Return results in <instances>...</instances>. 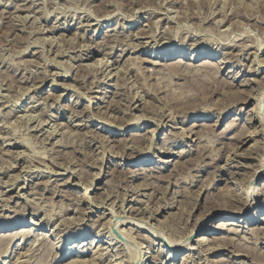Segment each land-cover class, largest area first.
Returning a JSON list of instances; mask_svg holds the SVG:
<instances>
[{"label":"rangeland","instance_id":"374dc122","mask_svg":"<svg viewBox=\"0 0 264 264\" xmlns=\"http://www.w3.org/2000/svg\"><path fill=\"white\" fill-rule=\"evenodd\" d=\"M143 1L0 0V231L30 232L0 243V264H136L139 243L149 264H264V0H170L155 15ZM172 49L183 63L157 57ZM192 125L201 140L175 134ZM153 142L156 158L130 165ZM220 177L252 194L236 220L212 212ZM200 237L229 249L169 259Z\"/></svg>","mask_w":264,"mask_h":264},{"label":"bare ground","instance_id":"6f19581e","mask_svg":"<svg viewBox=\"0 0 264 264\" xmlns=\"http://www.w3.org/2000/svg\"><path fill=\"white\" fill-rule=\"evenodd\" d=\"M132 1V0H131ZM195 1V5H198L199 3H198V0H197V2H196V0H194ZM221 1V0H220ZM260 1V0H259ZM30 2V1H29ZM129 2V1H128ZM176 2V1H175ZM193 2V0H188V5L186 6V7H189V10H192V7H191V3ZM199 2H200V0H199ZM206 2V1H205ZM135 3H137V2H135ZM142 4H145V5H141L142 6V8L143 9H146L147 11H150V10H152L153 12H152V14L151 15H155V13H161V11H163V6L165 7V5L164 4H169L170 5V3H171V1L170 0H145V1H143V2H141ZM174 3V2H173ZM178 3V2H177ZM185 3V2H184ZM198 3V4H197ZM200 3H204V1L202 2H200ZM126 4V3H125ZM202 4H200V5H202ZM129 5V4H128ZM195 5L193 6V7H195ZM205 5V4H204ZM203 6V5H202ZM167 7V6H166ZM171 7V6H170ZM190 7H191V9H190ZM223 7V6H222ZM168 8V7H167ZM166 8V9H167ZM174 8V7H173ZM196 8V7H195ZM197 8H199V7H197ZM202 7H200L199 9H201ZM203 8H204V6H203ZM226 8V7H225ZM188 9V8H187ZM146 11V12H147ZM167 11V10H166ZM201 11V10H200ZM199 11V12H200ZM174 12V11H173ZM181 12V11H180ZM188 12V11H187ZM154 13V14H153ZM196 13V12H195ZM132 14V13H131ZM148 14V13H147ZM201 14V13H200ZM150 15V16H151ZM183 15H184V20H185V17H190L191 15H190V12H189V15H188V13H183ZM193 15V14H192ZM198 15V14H197ZM192 17H196V16H192ZM150 18V17H149ZM182 18V17H181ZM186 18V19H187ZM149 20V19H148ZM168 20V19H167ZM189 20V19H188ZM149 22H151V21H149ZM152 23V22H151ZM155 25V24H154ZM156 27H158V25L156 26ZM150 33L152 34H150V38H156L155 36H156V34L155 33H153V31H150ZM167 33V32H166ZM170 33V32H169ZM141 34V33H140ZM143 34V33H142ZM165 35V34H164ZM149 37V34H147L146 35V37ZM165 36H167V35H165ZM165 36H161V39H163V38H165ZM138 37V36H137ZM137 37H136V39H137ZM125 38V37H124ZM127 38V37H126ZM139 38V37H138ZM140 38H142V37H140ZM169 39V38H168ZM121 41H122V39H121ZM115 42V41H114ZM116 44L118 43V41L117 42H115ZM131 43V42H130ZM127 44V43H126ZM142 44L140 43V44H138L136 47L137 48H139L140 46H141ZM164 46H166L165 44H163ZM117 46V45H116ZM115 47V46H114ZM113 47V48H114ZM118 47V46H117ZM133 47V46H132ZM247 47V46H246ZM90 48V47H89ZM246 49V48H245ZM89 53L90 54H88L87 55V57H89V58H93V51H89ZM185 56H187L186 54L184 55V53L182 52V51H178V50H174V49H172V50H167V51H164L163 53H159V54H157V57L158 58H160V59H162L163 61H170V60H173V59H175V61H176V63L177 64H179V63H183L184 61H185V59H186V57ZM199 57L200 56H196V55H194V56H192V58H190V59H188V61H190V62H201L202 64L200 65V66H202L200 69H202V71H204L205 73H207V71L208 70H210V71H212L211 70V68H214V67H216V63L215 62H213V60L211 59V58H209V57H206V58H204V59H201L200 58V60H199ZM103 61H104V59H103ZM103 61L101 60V59H99V60H97V65H96V67L98 66V70H99V67H101L102 65V67H105L106 66V62H105V64H103ZM108 61V60H107ZM189 65H191V64H189ZM188 65V66H189ZM173 66H175V65H173ZM178 66H180V65H178ZM193 67H195L194 65H193ZM217 68V67H216ZM216 68H214V69H216ZM192 69V68H191ZM197 69V68H196ZM199 69V70H200ZM101 70V69H100ZM104 70V69H103ZM217 70V69H216ZM105 71V70H104ZM193 71V70H192ZM195 71V70H194ZM201 71V70H200ZM219 71V70H218ZM211 73V72H210ZM198 74H199V72H198ZM209 75V74H208ZM108 76H110V75H108ZM107 77V76H106ZM119 78V77H118ZM100 80V79H99ZM115 85V84H114ZM226 85V84H225ZM236 94V93H235ZM250 94V93H249ZM246 95L245 96V98H244V100H247L248 98H252V95ZM242 96V95H241ZM258 97V96H257ZM260 97V96H259ZM239 98H241V97H239ZM247 98V99H246ZM263 100V98H258V99H255V101H262ZM190 101V100H189ZM182 103V102H181ZM190 104V103H189ZM192 106H193V104H192ZM254 107H255V109H253L252 110V112H254V114L256 115L257 113H258V109L261 107V103H259V104H257V103H255L254 105H253ZM257 106H259V108L257 107ZM185 107V106H184ZM198 107V106H197ZM130 108H132L131 106H130ZM180 108V107H179ZM134 109H136V110H138V108H134ZM186 109V108H185ZM262 109V108H261ZM165 110V109H164ZM163 110V111H164ZM181 110V109H180ZM162 111V110H161ZM163 111L161 112L162 113V116L164 115H166L165 113H163ZM176 112V111H175ZM179 112V111H178ZM178 112H176V115H177V117H179V116H181L182 114H179ZM181 112H182V110H181ZM189 113V112H188ZM195 114H197V111H195V108L193 109V113H191V115H195ZM171 116V115H170ZM169 115L168 116H166L168 119H169V117H170ZM136 117V116H135ZM139 119H144V117H142V116H137ZM173 118H175L174 116H172ZM189 119H191V120H197L198 119V117H196V116H190V117H188L187 118V122L186 123H188L189 122ZM252 118H250V120H251ZM261 119V118H260ZM138 120V119H137ZM169 121H173V120H169ZM185 124V123H184ZM85 125V124H84ZM194 126H196V125H192L191 127H190V129H182V128H179V127H174V130H176L177 131V133H175L176 135H177V137L178 138H182L183 140L186 138L185 136L186 135H184V133H186V132H190L191 134H196L197 136H198V140H201L202 138H203V135L202 134H198V133H194L193 132V127ZM71 127V126H70ZM89 127V126H88ZM86 128V127H85ZM173 128V127H172ZM56 130V129H55ZM121 130V129H120ZM48 132V131H47ZM184 132V133H183ZM50 133V135H52V132H49ZM253 134V133H252ZM256 136V135H255ZM152 137L154 138L155 137V135H152ZM207 140V139H206ZM250 140H255L254 138L252 139H249V141ZM245 141H247V139H245ZM136 142H139V143H143V139H137L136 141H135V143ZM196 142H198V141H196ZM56 145V144H55ZM156 150H159L160 151V148L159 147H157V146H155V143L153 142L152 144H150V147H148V149H147V151H146V154L143 156V157H141V158H138V157H134L135 159L134 160H132L131 162H130V165L131 164H133V166H136V167H138V166H140V165H143L144 163H146L147 161L148 162H150L151 163V161L153 160V159H155L156 158ZM233 151V150H232ZM133 152L134 153H137V154H141V153H143V152H145V151H143V150H138V151H135V150H133ZM235 154V153H234ZM219 156V155H218ZM237 156H239V155H236V157ZM241 156V155H240ZM133 157V156H132ZM149 158H151V161H149ZM254 160H257L256 158H253ZM228 160L230 161L231 160V157L230 158H228ZM227 160V161H228ZM258 161V160H257ZM169 161H163V163L165 164V163H168ZM162 163V164H163ZM260 163H261V161H260ZM231 165L230 164H228L227 165V167H225V168H218V169H216V171H214L213 173H211V175H210V178L211 179H213L214 177H216V175L218 174V172L219 173H223V172H226V174L228 173L229 175H232L233 176V173L232 172H230V167ZM260 168L261 169H263L264 168V162H262L261 164H260ZM161 169L159 168V171H160ZM34 171V170H33ZM39 171V170H38ZM156 171H158V170H156ZM40 173H42V172H40ZM52 174V173H51ZM22 177V176H21ZM224 177H227V176H224ZM224 177H220L219 179H217V181L218 182H221V183H225L224 184V190L222 191V192H220L217 196H215L216 197V200H218V202L216 203V208L214 209V211H212L213 213H215V212H222V217L221 218H219L218 219V222H227V221H232V220H236V217H234V216H228L230 213H232V215H234V214H237V215H240V214H242V213H244L243 211H240L241 210V208L240 207H238L239 205H243L244 207L247 205V203H248V201H249V199L250 198H252V194H249L246 198H245V196H243L244 194L242 193H240L239 192V190L238 189H231L230 187H231V182L232 181H230V180H228V179H225ZM247 177V176H246ZM232 180V179H231ZM223 188V187H222ZM251 188V187H250ZM114 189V188H113ZM218 189V188H217ZM248 189V188H247ZM133 192V191H132ZM264 194V192L262 191L261 192V195H263ZM94 198V197H93ZM253 199L254 200H256V197H253ZM90 200V199H89ZM138 201H136V203H137ZM104 203V202H103ZM258 206V205H257ZM146 208V207H145ZM132 210V209H131ZM251 210H255V208L254 209H252V207L250 208V209H248V210H246V212H245V214L246 215H249V214H251ZM112 212V211H111ZM118 214V213H117ZM212 214V213H211ZM211 215H209V216H207V218L208 217H210ZM132 217V216H131ZM135 219V218H134ZM259 219V210H258V212H257V214L254 216V220L253 221H251V224H257V220ZM139 220V219H138ZM142 221V220H141ZM262 221H264V214H263V218H262ZM109 223V222H108ZM111 223V225H112V221L110 222ZM107 226V225H106ZM106 226H105V228H106ZM222 226H226V225H220V226H216V227H214V229H220ZM12 227V225H10V226H8L7 228H5V229H2L1 231H0V234H1V238H0V243L2 242H5V241H9L10 239H12V238H15V237H17V236H22V237H24V236H26V235H29L30 234V232H28L27 230L25 231V230H21V231H18L17 230V232L18 233H13V231L10 229ZM223 228V227H222ZM260 229V228H259ZM133 230V229H132ZM227 230V229H226ZM230 230V229H229ZM129 231V230H128ZM236 230H232V231H230L231 233H233V232H235ZM103 233H104V229H102L101 231H99V235L100 234H102L103 235ZM108 233V232H107ZM125 233V232H124ZM257 233V232H256ZM212 235L213 234H215L214 232L213 233H211ZM84 235V234H83ZM125 235V234H124ZM211 235V236H212ZM138 237H139V235H137ZM136 236V237H137ZM28 237V236H27ZM79 238H83L81 235L80 236H78ZM98 237V236H97ZM97 237L95 238V240L93 241V243L95 242V245H97V244H99L100 243V241L97 239ZM128 237H130V236H128ZM127 237V238H128ZM137 237V238H138ZM252 237V236H251ZM257 237V236H256ZM147 238V237H146ZM172 238H173V236H172ZM129 239V238H128ZM127 239V240H128ZM257 239H259V237L257 238ZM170 240V239H169ZM216 240H217V238L216 237H211V238H199L198 240H197V243H198V246L200 247V248H193V247H189V248H187V249H185L184 251V253L183 254H181V253H179V251L177 250L176 251V254H174V255H169V259H171V258H176L177 259V257H181V256H186L185 254L187 253V252H191V251H200V250H203L202 252L200 251V253H204V254H212V255H215L216 254V252H219V254H221V253H223L225 250H228L229 248H228V246L226 247V245H217V248L215 247V248H207V249H205V247H209V245H215L216 244ZM246 242H248V241H246ZM255 242V241H254ZM261 242V241H260ZM93 243H90V245H93ZM178 243V242H177ZM57 244V243H56ZM74 244H76V243H73V244H71L72 246L74 245ZM105 244H111V243H105ZM176 244V243H175ZM228 244V243H227ZM1 245V244H0ZM59 245V244H58ZM63 245H65V244H60L59 246H58V248H61ZM88 245H89V243H88ZM139 245L140 246H138V248H136L135 249V247H134V249H130L131 250V252H130V261H132V262H136V264H149V262H150V260L153 258V254H152V251H150V247L149 246H144L142 243L140 244L139 243ZM173 245V244H172ZM176 245H178V244H176ZM232 245V244H231ZM246 245V244H245ZM256 245V244H255ZM71 246V247H72ZM80 246V247H79ZM82 246V247H81ZM99 246V245H98ZM230 246V245H229ZM251 246V245H250ZM83 247H85V243H80V245L78 244V245H75L74 246V248H83ZM140 247V248H139ZM214 247V246H213ZM255 247V246H254ZM101 248V247H100ZM253 248V247H252ZM252 248H250V247H248V246H242V249L243 250H241L242 252H244L243 254L245 255V256H249L250 254H249V251L250 252H253V249ZM2 249V248H1ZM163 249V248H162ZM71 250H72V248H71ZM164 250V249H163ZM246 250H248V253L246 252ZM158 252H160L159 254H157L156 256H154V258L156 259V260H160L161 259V257H162V250L160 249ZM158 252H156V253H158ZM246 252V253H245ZM260 252V251H259ZM257 253V252H256ZM204 254H202V255H204ZM237 255V254H236ZM239 255V254H238ZM191 255H187V258L184 260L185 261V263L184 264H187L188 262H189V260L188 259H191V257H190ZM240 256H241V254H240ZM103 258V257H102ZM208 260V259H207ZM142 261L144 262V263H142ZM76 262V260H74V261H72V264H74ZM211 262H215V261H211ZM256 264H260V263H257V262H255ZM254 263V264H255ZM155 264V263H154ZM162 264H165V261H164V263H162ZM190 264V263H189ZM262 264V263H261Z\"/></svg>","mask_w":264,"mask_h":264}]
</instances>
